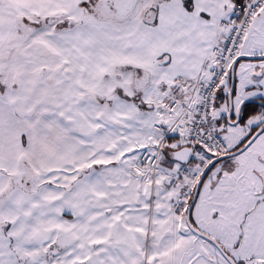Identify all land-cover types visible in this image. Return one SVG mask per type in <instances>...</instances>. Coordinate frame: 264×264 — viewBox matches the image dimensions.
Returning <instances> with one entry per match:
<instances>
[{
	"label": "snow or ice",
	"instance_id": "obj_1",
	"mask_svg": "<svg viewBox=\"0 0 264 264\" xmlns=\"http://www.w3.org/2000/svg\"><path fill=\"white\" fill-rule=\"evenodd\" d=\"M0 264H264V0H0Z\"/></svg>",
	"mask_w": 264,
	"mask_h": 264
}]
</instances>
